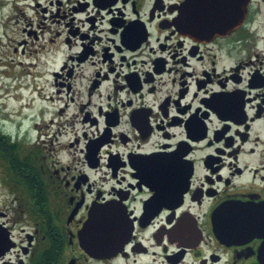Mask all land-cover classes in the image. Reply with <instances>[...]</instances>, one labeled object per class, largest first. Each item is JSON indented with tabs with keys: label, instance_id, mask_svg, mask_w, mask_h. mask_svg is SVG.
I'll return each instance as SVG.
<instances>
[{
	"label": "flooded vegetation",
	"instance_id": "1",
	"mask_svg": "<svg viewBox=\"0 0 264 264\" xmlns=\"http://www.w3.org/2000/svg\"><path fill=\"white\" fill-rule=\"evenodd\" d=\"M39 13L23 43L61 52L56 107L36 143L0 118V264H259L264 0H44ZM98 209L115 223L85 241Z\"/></svg>",
	"mask_w": 264,
	"mask_h": 264
},
{
	"label": "rangeland",
	"instance_id": "2",
	"mask_svg": "<svg viewBox=\"0 0 264 264\" xmlns=\"http://www.w3.org/2000/svg\"><path fill=\"white\" fill-rule=\"evenodd\" d=\"M1 5L0 118L5 121L4 130L8 134L25 142L28 137L36 143L40 134L33 125L39 124L40 117H43L42 108L47 107L44 108L48 109L45 118L49 119L53 116L49 111L56 107V104L46 102L55 96L52 72L57 70L61 52L45 53L42 49L33 53L34 49L41 47V39L34 45L23 43L25 36L22 30L28 28L26 24L32 23L35 27L42 20L39 12L44 0H0ZM3 89L5 92L1 91ZM48 126L54 134L56 126Z\"/></svg>",
	"mask_w": 264,
	"mask_h": 264
},
{
	"label": "water",
	"instance_id": "3",
	"mask_svg": "<svg viewBox=\"0 0 264 264\" xmlns=\"http://www.w3.org/2000/svg\"><path fill=\"white\" fill-rule=\"evenodd\" d=\"M242 13H244L243 10H242ZM241 16H242V14H241ZM102 144L98 146V143H96V142L89 143L90 155L92 154V156H93L92 159H96L97 153L100 150ZM93 146H95V147H93ZM89 147H88V149H89ZM114 223H115V221L113 222V220H110V219L106 220V214L104 211L100 212V211L94 210L90 214V221L87 223L86 229L83 232V238L86 241L87 239L90 238L89 235H90L91 231L98 230V229L99 230H108V229L113 227ZM261 264H264V246L262 248Z\"/></svg>",
	"mask_w": 264,
	"mask_h": 264
}]
</instances>
